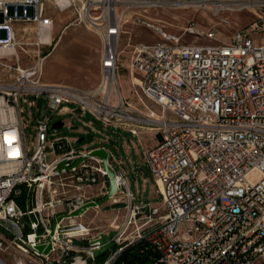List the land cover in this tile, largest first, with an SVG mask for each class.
Masks as SVG:
<instances>
[{"label":"built area","instance_id":"built-area-1","mask_svg":"<svg viewBox=\"0 0 264 264\" xmlns=\"http://www.w3.org/2000/svg\"><path fill=\"white\" fill-rule=\"evenodd\" d=\"M190 7L213 16L250 11L255 18L228 43L204 46L182 44L180 37L164 33L147 15H136L135 22L162 38L161 43L139 44L130 63L131 71L141 77V94L163 112L158 122L135 118L140 114L120 94L112 106L96 94L43 84L36 77L44 60L41 48L55 46L67 28L83 23L101 42L103 78L107 84L115 81L127 11ZM53 13L71 15L56 40ZM220 23L228 21L221 18ZM182 32L201 34L192 23ZM206 37L214 40L216 35L210 32ZM256 37L264 42V0H0V57L16 54L17 48L25 51L20 44L30 41L41 61L30 72L18 64L8 66L18 76L12 84H0V226L11 233L10 238L0 234V264H95L93 251L99 247L90 242L109 232L117 248L104 264H114L126 248L140 242L152 248L155 257L150 264H264V45L256 46ZM9 50L13 52L7 55ZM41 96L52 112L67 113L61 106L72 104L105 125L116 119L156 128L161 140L145 158L162 202L136 204L124 173L115 171L107 151L117 194L127 203L121 223L114 225V220L107 230L95 231L77 218H66L51 235L57 217L88 203L83 189L100 185L105 190L107 179L97 158L73 166L103 147L70 150L49 162L46 150L53 152L63 138L47 141L48 118L33 126L29 152L20 99ZM166 113L176 121L167 122ZM130 132L136 134L135 129ZM15 187H25L33 195L34 206L27 201V212L11 199ZM26 215L37 217L40 225L31 219L33 233L24 237L18 222ZM40 226L43 231L38 234ZM38 245L51 248L44 254L37 251Z\"/></svg>","mask_w":264,"mask_h":264},{"label":"rangeland","instance_id":"rangeland-1","mask_svg":"<svg viewBox=\"0 0 264 264\" xmlns=\"http://www.w3.org/2000/svg\"><path fill=\"white\" fill-rule=\"evenodd\" d=\"M127 14L128 22L124 25L125 34L122 36L119 46L120 55L118 57L116 78L115 81L108 82L106 91L99 90L103 79L100 70L101 42L96 33L83 23L74 24L67 28L61 35L60 44L56 43L55 46L50 48H41L40 58H44L42 62L43 69L40 73L37 72L36 77L43 84L61 85L79 94H96L98 100H108L112 106L116 104L117 95L120 94L131 109L139 111L140 115H133L135 118L146 121L147 112L151 111L154 113L155 119L159 120L163 118L161 108L146 99L141 94L140 88L134 85V79L136 82V79L141 80V77L140 75L138 77V73L131 71L130 63L133 51L139 44L161 43L162 38L154 33L152 29L135 22L136 15H147L149 18L146 19L161 28L164 33L180 37L182 44L204 46L228 43L236 31L247 27L255 18L250 11L225 12L219 16H213L209 11L196 7H190L189 9H147L146 11L131 8L127 11ZM51 17L54 21L52 38L56 40L65 25L64 15L53 13ZM221 18H226L228 24L222 25L220 23ZM189 23L194 24L195 29L201 34L198 36L182 35V29ZM210 32L215 33L214 40H209L206 37ZM256 39V46L264 45V42H260L258 37ZM24 41L26 42V40ZM29 42L20 44L25 51L17 48L16 54L0 57V84H12L18 76V73L8 69V66L18 64L21 69L30 72L41 62L38 59L36 49L29 45ZM31 102L34 105L36 104V108L27 107L28 103ZM61 107L67 108L68 112L63 114L52 112L46 108V98L44 96L37 99H20L21 119L27 126L24 130V136L29 152L33 151L35 136L33 126L37 120L43 121L44 118H48L47 141L63 138V141L55 144L53 152L51 149L46 150L49 162L53 160L54 156L70 150L82 152L102 146L109 152L115 171L124 173L136 204L159 205L162 202L159 186L150 171L148 162L138 143V138L128 131L116 128L121 127L140 131V129L142 130L140 127H150L144 123L134 124L135 128L129 125L130 122L120 123L116 119H111L109 125H105L100 119L95 118L88 112L82 115L75 105L63 104ZM164 117L167 122L176 121L169 113H166ZM58 121L66 123L65 126L60 129H53V125ZM88 135L92 137L89 140L86 139ZM66 139L70 140L71 143L67 142ZM80 139L83 140L78 143ZM59 146H61L60 149ZM117 196H119L118 203H112L114 198L109 199L103 206L90 210L82 217L77 218L76 222L83 223L95 231L107 230L114 220H116L114 225L121 223L125 214L124 207L127 203L122 194ZM11 199L15 206L24 212H27V201H29L30 208L34 206L33 195H29V190L25 187H15ZM44 199L46 200L47 196H44ZM31 219L40 225L37 217L30 218L27 215L18 222L20 226H23L22 233L24 237L33 233L30 229ZM66 223L68 221L64 224ZM42 231L43 229L40 226L37 233L41 234ZM0 234L6 238L11 236V233L1 226ZM83 244L86 245L87 243L84 242ZM116 248L113 247L97 257L95 264H104L106 260L111 258Z\"/></svg>","mask_w":264,"mask_h":264},{"label":"water","instance_id":"water-1","mask_svg":"<svg viewBox=\"0 0 264 264\" xmlns=\"http://www.w3.org/2000/svg\"><path fill=\"white\" fill-rule=\"evenodd\" d=\"M63 127V124L61 121L56 122L53 125V129H60ZM92 137L90 135L87 136V140L91 139ZM83 139H80L78 143H81ZM90 158H97L101 161V166L106 174V179L108 183L107 192L105 195L98 201H90L83 205L78 210L72 212L69 215L60 216L57 217L50 226L51 235L54 233L56 225L62 220L66 218H80L82 217L89 209H95L103 206L109 199L113 198L117 193L118 189L116 187L115 182V171L113 167L108 162V152L105 148H98L93 149L91 152H89L86 156L81 157L78 159L73 166H78L80 163L87 161ZM61 167H63V163L58 164L57 169L59 170ZM114 236L113 232H109L107 234L100 233L98 234V238L94 241L90 242V245L98 244V249L93 251V256L95 258L103 255L105 252H107L109 249H111L114 246V243L111 242V238ZM50 239H48V242ZM51 246L47 245V247L44 248L41 245H38L36 247L37 251L42 252L44 250V254H46L50 250Z\"/></svg>","mask_w":264,"mask_h":264},{"label":"crops","instance_id":"crops-1","mask_svg":"<svg viewBox=\"0 0 264 264\" xmlns=\"http://www.w3.org/2000/svg\"><path fill=\"white\" fill-rule=\"evenodd\" d=\"M61 15H64V20H65V24H66L67 21H68V19L71 17V15L69 13H65V14H61ZM124 34H125V32L123 33V35ZM133 53H134V51H133ZM119 55H120V51H119ZM100 58H101V56H100ZM133 73H136V72H133ZM138 77H139V74H138ZM136 80L137 81L135 82V79H134V85H136L137 87H139L140 79L138 78ZM52 85H54V84H52ZM132 127H135V126H132ZM116 128H120L123 131H128V132H130V130H132V129H128V128L125 129V128H121V127H116ZM140 128H142V130L141 129H140V131L139 130L138 131L135 130L136 131V134L134 136H136L138 138V143H139L140 148H141V150H142V152L144 153V156H145L146 152L149 149H151L158 141L161 140V134H160V132L158 130H156V128H143V127H140ZM99 147H102V146H99ZM95 148H97V147H95ZM117 164H119V162H117ZM116 172H120V171H116ZM95 186H97V187H95ZM95 186H92L90 188H84L83 189V194L85 195L86 198H88V202L100 200L105 195L104 194L105 193V190L107 191L108 183L105 184V188H106L105 190L102 189V187L100 185H95ZM117 195H119V194H116L113 197L114 200L112 201V203H118L119 202V200H118V197L119 196H117ZM90 210H93V209H89L87 212H89ZM124 210H125V207H124Z\"/></svg>","mask_w":264,"mask_h":264},{"label":"trees","instance_id":"trees-1","mask_svg":"<svg viewBox=\"0 0 264 264\" xmlns=\"http://www.w3.org/2000/svg\"><path fill=\"white\" fill-rule=\"evenodd\" d=\"M154 257L151 246L140 242L126 248L114 264H150Z\"/></svg>","mask_w":264,"mask_h":264},{"label":"bare ground","instance_id":"bare-ground-1","mask_svg":"<svg viewBox=\"0 0 264 264\" xmlns=\"http://www.w3.org/2000/svg\"><path fill=\"white\" fill-rule=\"evenodd\" d=\"M188 9V8H187ZM60 40H61V38L59 39V41L57 42V44L60 42ZM60 44V43H59ZM56 49V48H55ZM13 52V50H9L8 52H6V54L8 55V53L10 54V53H12ZM0 54L1 55H3V53L0 51ZM5 54V53H4ZM43 64V63H42ZM41 64V67L39 68V71H42V67H43V65ZM22 74H23V76H25V72L23 71V72H21ZM28 78L30 77V74L27 76ZM106 79V78H105ZM104 78H103V81H102V83H101V85H100V89L99 90H101V89H103V91H106V85H107V83H106V80H105ZM150 113H152L151 111H149V112H147V115H146V117L147 118H150L151 120H154V122H158V119H155V117H154V113H152V114H150Z\"/></svg>","mask_w":264,"mask_h":264}]
</instances>
